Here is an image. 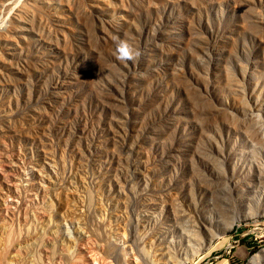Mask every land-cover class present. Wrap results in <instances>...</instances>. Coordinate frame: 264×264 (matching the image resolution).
<instances>
[{"label": "rangeland", "instance_id": "374dc122", "mask_svg": "<svg viewBox=\"0 0 264 264\" xmlns=\"http://www.w3.org/2000/svg\"><path fill=\"white\" fill-rule=\"evenodd\" d=\"M263 250L264 0H0V264Z\"/></svg>", "mask_w": 264, "mask_h": 264}, {"label": "clouds", "instance_id": "9594fccd", "mask_svg": "<svg viewBox=\"0 0 264 264\" xmlns=\"http://www.w3.org/2000/svg\"><path fill=\"white\" fill-rule=\"evenodd\" d=\"M117 40L116 51L117 59L122 62L136 61L142 56V52L139 49H134L127 40L115 38ZM264 256L261 253H256L254 257L249 261V264H252V261H262Z\"/></svg>", "mask_w": 264, "mask_h": 264}, {"label": "bare ground", "instance_id": "6f19581e", "mask_svg": "<svg viewBox=\"0 0 264 264\" xmlns=\"http://www.w3.org/2000/svg\"><path fill=\"white\" fill-rule=\"evenodd\" d=\"M215 219H217V216L213 214V216L210 217L207 221L210 222V223H213V222L215 221ZM241 220H242L241 218H238V217H237L236 222H239V221H241ZM201 225H202V224H201ZM202 226H203V225H202ZM263 255H264V250L262 251V256H263ZM254 256H255V254H254L252 257H254ZM252 257L250 258V260L252 259ZM250 260H249V261H250ZM249 261H248V264H249ZM262 261H263V260H262ZM262 261H259V262H257V261H252V264H261Z\"/></svg>", "mask_w": 264, "mask_h": 264}]
</instances>
